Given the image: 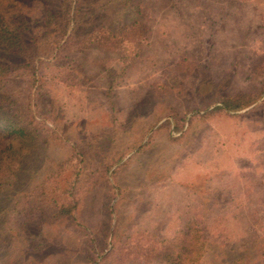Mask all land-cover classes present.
Wrapping results in <instances>:
<instances>
[{
  "label": "rangeland",
  "instance_id": "374dc122",
  "mask_svg": "<svg viewBox=\"0 0 264 264\" xmlns=\"http://www.w3.org/2000/svg\"><path fill=\"white\" fill-rule=\"evenodd\" d=\"M142 1L146 35L117 49L57 48L41 21L54 0H3L42 50L34 78L0 82V119L28 134L8 142L29 149L0 187V264H264V0ZM80 3L90 33L136 13ZM246 92L263 94L257 108L202 116ZM41 181L78 209L23 222Z\"/></svg>",
  "mask_w": 264,
  "mask_h": 264
},
{
  "label": "trees",
  "instance_id": "16d2710c",
  "mask_svg": "<svg viewBox=\"0 0 264 264\" xmlns=\"http://www.w3.org/2000/svg\"><path fill=\"white\" fill-rule=\"evenodd\" d=\"M56 9H47L45 16L41 19L42 23L47 27L50 32L53 33V45L57 43L61 45L63 41L70 47L77 45H114L115 48H124V42L129 39L130 34L135 32V36H139V40L146 35V19L145 13L143 12V1L142 0H125V2L131 5L136 13L133 20L126 26L120 29L110 30L102 27L93 33L85 31L82 26L83 13L81 10V0H54ZM132 31V32H131ZM142 35V36H141ZM31 22L22 9L14 10L9 8V11L3 7V0H0V46L4 48L3 54H0V82L7 79L16 70L24 68L26 72H29L30 76L34 78L36 76V66L33 68L32 64L35 62L37 57H32L33 53L38 54L41 52V46H37L38 43L31 42ZM67 38V40H64ZM62 41V42H61ZM36 44L34 47L31 45ZM121 44L122 46H120ZM55 46V45H54ZM139 44L135 43L137 50ZM55 47V48H56ZM57 50V49H56ZM138 51V50H137ZM33 52V53H32ZM17 54L24 58L21 63H14L13 61L7 60L6 55ZM36 65V64H35ZM263 94L256 93H236L229 95H221L218 98V106L211 109H204L202 116L210 117L217 111H226V113L237 114V111L246 109V112L253 108H257L256 104ZM254 105V106H252ZM251 107V109H249ZM248 108V109H247ZM0 121H7L2 124V133H0V187L7 188L12 183L7 180L10 177L18 179V174L22 167L25 157L29 149L26 144H23L20 148L15 149L12 142L8 140L14 134L22 136H28L27 129L24 127L18 128L13 123L15 122L12 118L6 119L2 117ZM181 129L177 127L176 130ZM1 132V130H0ZM61 170L63 168L58 167ZM72 166L70 167V169ZM69 169V170H70ZM59 170V169H58ZM47 176L46 178H48ZM79 179V178H78ZM10 180V179H9ZM41 188L37 187L33 192L26 194L23 197L20 205L22 206L23 212L29 221L39 216L50 215L53 218H62L68 215H72L79 206V198L74 199L75 201L63 202L61 199H57L55 195H52L46 190L44 181L40 182ZM62 192V191H60ZM21 212V211H20Z\"/></svg>",
  "mask_w": 264,
  "mask_h": 264
}]
</instances>
